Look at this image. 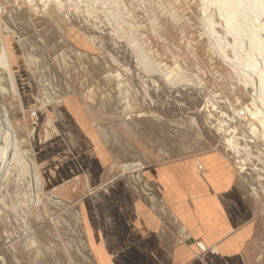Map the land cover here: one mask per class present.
Instances as JSON below:
<instances>
[{
    "label": "rangeland",
    "instance_id": "obj_1",
    "mask_svg": "<svg viewBox=\"0 0 264 264\" xmlns=\"http://www.w3.org/2000/svg\"><path fill=\"white\" fill-rule=\"evenodd\" d=\"M206 1L0 0V26L20 39L24 61L35 75L37 99L56 101L61 89L76 86L85 111L99 125L112 124L113 133L123 125L117 119L124 113L131 137L139 128L145 138L170 130L191 142L202 139L235 168L240 161L236 169L264 219V107L245 85L240 64L246 59L232 47L234 36L226 34L217 2L209 7ZM11 15L25 23L20 35L7 25ZM211 23L222 51L207 28ZM174 81L179 87H172ZM0 88L30 160L28 165L20 154L0 184V264H32L44 257L40 231L46 215L61 213L51 201L75 200L84 191L37 187L30 149L45 141L46 133H55L54 125L37 100V114L26 108L24 116L16 97ZM36 214L45 215L44 222L36 223ZM258 242L262 247L251 256L255 264H264V241Z\"/></svg>",
    "mask_w": 264,
    "mask_h": 264
},
{
    "label": "crops",
    "instance_id": "obj_2",
    "mask_svg": "<svg viewBox=\"0 0 264 264\" xmlns=\"http://www.w3.org/2000/svg\"><path fill=\"white\" fill-rule=\"evenodd\" d=\"M11 17L20 35L25 23ZM8 34L0 26V85L25 116L38 98L35 75L20 39ZM79 92L61 89L60 103L39 97L56 132L31 146L37 187L84 192L51 201L61 213L46 222L35 215L44 222V257L32 264H255L264 241L259 201L221 150L170 130L145 138L135 128L131 137L124 113L113 133L85 111ZM112 164L124 171L112 175Z\"/></svg>",
    "mask_w": 264,
    "mask_h": 264
},
{
    "label": "bare ground",
    "instance_id": "obj_3",
    "mask_svg": "<svg viewBox=\"0 0 264 264\" xmlns=\"http://www.w3.org/2000/svg\"><path fill=\"white\" fill-rule=\"evenodd\" d=\"M208 1H206L208 2L207 6L212 2H217L219 12H221L228 27L229 32L226 30V34L231 33L234 36L232 47L237 54H242L243 58L246 59L242 60L240 64L241 73L246 77L244 80L245 85L252 94L253 99L259 101L264 107V0ZM205 20H207V17ZM207 23L210 24L208 20ZM213 25L211 23L210 27L207 28L218 39L217 45L219 50L222 51L223 43L219 35L214 32ZM248 33L251 34L249 35L251 39L248 38ZM185 80L190 85H195L191 79L185 78ZM176 83L174 81L172 87L179 85H176ZM20 154L24 157L26 163L30 165V160L24 156V150L18 143L0 88V184L6 179L12 168L11 166Z\"/></svg>",
    "mask_w": 264,
    "mask_h": 264
},
{
    "label": "built area",
    "instance_id": "obj_4",
    "mask_svg": "<svg viewBox=\"0 0 264 264\" xmlns=\"http://www.w3.org/2000/svg\"><path fill=\"white\" fill-rule=\"evenodd\" d=\"M36 100L38 101V106H39V108L40 107H43V105L41 104V100H39V99H37L36 98ZM57 100H58V102H59V100H60V96L57 98ZM32 112V114L31 115H36L37 114V109H36V105L32 108V110H31ZM239 164H240V161L238 162V164H237V169L239 170ZM124 167L125 166H127V163L126 164H124L123 165ZM123 167V168H124ZM132 168V167H131ZM125 169H130L129 167H126ZM117 168H115V166L114 165H111V171H112V175H115L116 174V172H117ZM118 173V172H117ZM198 247L201 249V250H205V247H204V245L202 244V242H198Z\"/></svg>",
    "mask_w": 264,
    "mask_h": 264
},
{
    "label": "water",
    "instance_id": "obj_5",
    "mask_svg": "<svg viewBox=\"0 0 264 264\" xmlns=\"http://www.w3.org/2000/svg\"><path fill=\"white\" fill-rule=\"evenodd\" d=\"M139 165H140V163H137V164L136 163H127V166L130 167V168L131 167H136V166H139Z\"/></svg>",
    "mask_w": 264,
    "mask_h": 264
}]
</instances>
